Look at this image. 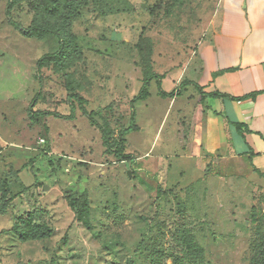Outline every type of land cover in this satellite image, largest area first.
<instances>
[{"label": "rangeland", "instance_id": "374dc122", "mask_svg": "<svg viewBox=\"0 0 264 264\" xmlns=\"http://www.w3.org/2000/svg\"><path fill=\"white\" fill-rule=\"evenodd\" d=\"M227 2L0 0V264H189L187 235L203 248L205 264H248L264 188L250 182L242 197L212 181L209 190L204 171L183 160L176 113L165 115L154 83L152 99L134 104L138 131L125 138L128 162L106 153L76 104L72 119L30 116L68 115L67 97L77 94L115 138L128 126L142 71L190 59ZM10 3L23 28L60 29L70 18L69 57L38 72L59 40L24 37L9 24ZM28 215L51 236L21 242L14 227L26 231Z\"/></svg>", "mask_w": 264, "mask_h": 264}, {"label": "crops", "instance_id": "0c3cea01", "mask_svg": "<svg viewBox=\"0 0 264 264\" xmlns=\"http://www.w3.org/2000/svg\"><path fill=\"white\" fill-rule=\"evenodd\" d=\"M216 16L190 59L154 72L161 91L173 96L160 97L152 80L145 101L154 83L165 115L176 113L183 160L204 171L209 190L222 181L243 197L250 182L264 188V0H228Z\"/></svg>", "mask_w": 264, "mask_h": 264}, {"label": "trees", "instance_id": "16d2710c", "mask_svg": "<svg viewBox=\"0 0 264 264\" xmlns=\"http://www.w3.org/2000/svg\"><path fill=\"white\" fill-rule=\"evenodd\" d=\"M76 3V7H79L82 4V0H72ZM11 10L12 4L10 3L6 10V15L9 21V24L14 27L16 30L20 31L21 34L26 37L36 36H48L52 35L55 36L59 40V48L56 52L52 54H48L43 56L37 62V71L39 72L47 63H61L65 58H68L70 55V48L74 44V36L69 32V21L70 18L65 17L61 23L60 29H55V27H51L50 25L46 26H37V27H28L23 28L20 24L14 22L11 19ZM75 51V49H74ZM149 61V60H148ZM150 63V62H149ZM147 69L142 71V79H141V88L138 94L130 101L128 110H129V123L128 126L124 129L119 130L117 136L113 138L112 132L109 127L105 125H100L95 117L97 113L91 111L88 112L84 109L86 105V100L77 94H70L67 99L70 105V113L68 115H59L57 113H32L30 110L31 117H42V116H54L55 118L61 119H72L74 115V107L75 104L82 110L83 115L87 118L89 123L96 127L101 134L102 146L105 148L106 153L113 156L120 162H128L130 161V155L125 153V138L130 135L131 133H135L138 131V127L136 126L135 122V110L134 104L138 101H145L146 98L149 96L148 93V86L150 81L155 80L157 83L158 88V95L162 98L165 97H172L173 94H166L161 91L159 80L161 77L154 73L152 70V65L148 64ZM187 82H183L185 84ZM255 94L251 95L250 97L254 96ZM212 97H217L218 94H212ZM34 102V100H33ZM240 128L239 126L237 127ZM71 209L77 214V202L74 201L70 203ZM23 223V222H20ZM27 230L24 232H19L16 230V226L14 230L18 236V239L21 242H25L27 240H42L49 238L52 234L51 229L46 226H36L32 224V218L28 215L27 220L25 221ZM258 224L252 229L251 236L249 240V256H248V264H264V214L257 222ZM188 255L192 257V260L189 261V264H205L204 257H203V248L199 246L193 237L187 235L184 244Z\"/></svg>", "mask_w": 264, "mask_h": 264}, {"label": "water", "instance_id": "95a60500", "mask_svg": "<svg viewBox=\"0 0 264 264\" xmlns=\"http://www.w3.org/2000/svg\"><path fill=\"white\" fill-rule=\"evenodd\" d=\"M47 190L46 188H44V191Z\"/></svg>", "mask_w": 264, "mask_h": 264}]
</instances>
